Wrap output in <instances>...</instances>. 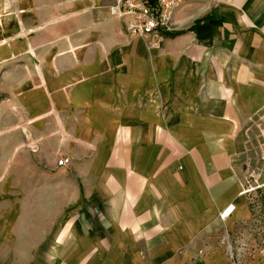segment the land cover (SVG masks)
I'll list each match as a JSON object with an SVG mask.
<instances>
[{
	"label": "crops",
	"instance_id": "0c3cea01",
	"mask_svg": "<svg viewBox=\"0 0 264 264\" xmlns=\"http://www.w3.org/2000/svg\"><path fill=\"white\" fill-rule=\"evenodd\" d=\"M113 4L52 0L0 52L25 67L10 76L26 128L14 152L79 181L42 263L233 264L210 238L245 205V167L261 169L264 0L186 1L161 50L129 37ZM242 264H264V249Z\"/></svg>",
	"mask_w": 264,
	"mask_h": 264
},
{
	"label": "rangeland",
	"instance_id": "374dc122",
	"mask_svg": "<svg viewBox=\"0 0 264 264\" xmlns=\"http://www.w3.org/2000/svg\"><path fill=\"white\" fill-rule=\"evenodd\" d=\"M51 1L0 0V52L5 50L2 54L17 32L25 29L27 12L40 17ZM18 59L5 56L0 63V264H43L41 257L52 220L58 214L78 212L79 181L72 169H64L59 177L51 176L46 169H28L43 165L45 158L27 156L25 144L14 152L12 142L26 139L25 124H16L20 120L13 117L15 110L8 99L11 86L16 84L11 72L25 69ZM258 150L261 169L245 167L243 172L241 191L245 205L238 208L235 220L223 224L210 238L213 244L218 242L232 252L240 264L264 249V144H259ZM60 156L64 155L55 157L56 164Z\"/></svg>",
	"mask_w": 264,
	"mask_h": 264
},
{
	"label": "built area",
	"instance_id": "2783aa9c",
	"mask_svg": "<svg viewBox=\"0 0 264 264\" xmlns=\"http://www.w3.org/2000/svg\"><path fill=\"white\" fill-rule=\"evenodd\" d=\"M186 1L189 0H114V4L109 7V14L122 20L123 30L129 37L144 40L149 49L161 50L176 9ZM69 163V157L60 156L57 159V165L61 167ZM235 208L234 204L227 205L220 211L219 218L227 220L234 214ZM226 252L233 264L241 263L232 252ZM204 253L205 249L198 251L199 255Z\"/></svg>",
	"mask_w": 264,
	"mask_h": 264
},
{
	"label": "bare ground",
	"instance_id": "6f19581e",
	"mask_svg": "<svg viewBox=\"0 0 264 264\" xmlns=\"http://www.w3.org/2000/svg\"><path fill=\"white\" fill-rule=\"evenodd\" d=\"M253 190H254V189H253ZM253 190H252V191H253Z\"/></svg>",
	"mask_w": 264,
	"mask_h": 264
}]
</instances>
